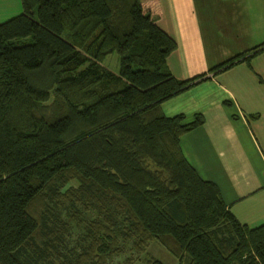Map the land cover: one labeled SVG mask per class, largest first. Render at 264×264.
I'll return each mask as SVG.
<instances>
[{
  "label": "trees",
  "instance_id": "obj_1",
  "mask_svg": "<svg viewBox=\"0 0 264 264\" xmlns=\"http://www.w3.org/2000/svg\"><path fill=\"white\" fill-rule=\"evenodd\" d=\"M22 5L0 23V264H105L124 242L143 251L154 240L182 264H264V223L240 222L183 153L204 115L163 112L206 75L172 73L178 43L144 2ZM115 52L119 72L103 65ZM63 208L83 227L79 246L65 243Z\"/></svg>",
  "mask_w": 264,
  "mask_h": 264
},
{
  "label": "crops",
  "instance_id": "obj_2",
  "mask_svg": "<svg viewBox=\"0 0 264 264\" xmlns=\"http://www.w3.org/2000/svg\"><path fill=\"white\" fill-rule=\"evenodd\" d=\"M142 1L178 43L168 58L172 73L183 80L206 75L162 103L169 117H205L182 135L185 157L219 186L240 222L264 223V0ZM22 10V0H0V23ZM254 48L262 51L211 71Z\"/></svg>",
  "mask_w": 264,
  "mask_h": 264
},
{
  "label": "rangeland",
  "instance_id": "obj_3",
  "mask_svg": "<svg viewBox=\"0 0 264 264\" xmlns=\"http://www.w3.org/2000/svg\"><path fill=\"white\" fill-rule=\"evenodd\" d=\"M103 65L113 70L114 72H119L120 70L119 54L117 52L110 54L103 62ZM52 101L53 100L47 102L45 106L50 107V104L52 103ZM77 185H78V181L74 179L69 184L62 187L61 191L65 192L66 190H68L70 186H77ZM66 205H67V202L64 203V206ZM72 209L71 211H68L67 209L65 210V208L61 210L63 215L66 216V218L68 217L67 214L70 215V219H66V220L70 221L69 225H71L70 227L71 233L66 234L65 239H64L66 241L65 243L68 244V247L71 245L79 246L80 243L82 242V239H80L81 237L80 234H82L83 227L79 225L77 222H75L76 220L71 218L72 215L69 212H73ZM86 213L82 214L85 219L89 218L88 214H90V213H87V214ZM122 248H123V251L121 253L116 254L112 257H109L105 264H146V260L149 255H152L162 260L164 264L181 263L164 245H162L160 242L156 240L151 241L149 245L146 247V249L143 251H138L137 249H135L132 242L122 243ZM52 259H54L55 261ZM48 260L52 261L54 264H63L60 259H57L56 257H53V256H50V259Z\"/></svg>",
  "mask_w": 264,
  "mask_h": 264
}]
</instances>
